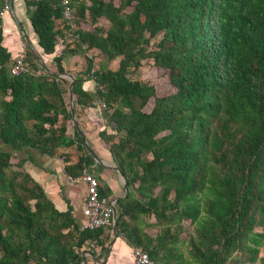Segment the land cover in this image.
Masks as SVG:
<instances>
[{
  "label": "trees",
  "instance_id": "1",
  "mask_svg": "<svg viewBox=\"0 0 264 264\" xmlns=\"http://www.w3.org/2000/svg\"><path fill=\"white\" fill-rule=\"evenodd\" d=\"M24 5L35 43L19 75L0 18V138L10 147L0 149V264H82L84 246L109 240L107 229L158 264H227L236 253L264 264V0H72L70 21L61 0ZM101 18L109 28L97 24ZM87 19L94 27H85ZM94 49L104 57L97 68L88 58L74 74L75 103L107 105L112 132L100 136L127 192L117 200L116 228L83 230L73 208L60 211L25 160H13L20 150L55 156L77 145L82 155L66 165L68 174L95 162L78 130L67 135L71 82L60 76L66 54ZM145 59L169 72L174 92L159 96L130 76ZM88 79L94 91L84 88ZM100 193L109 192L100 185ZM186 223L192 229L183 237Z\"/></svg>",
  "mask_w": 264,
  "mask_h": 264
},
{
  "label": "crops",
  "instance_id": "2",
  "mask_svg": "<svg viewBox=\"0 0 264 264\" xmlns=\"http://www.w3.org/2000/svg\"><path fill=\"white\" fill-rule=\"evenodd\" d=\"M13 1V11L3 16L2 22L4 27L3 44L15 58L23 48L24 37L27 40V44L32 47L33 43H35V34L31 23L26 18L24 0ZM16 15L19 17V20L16 19ZM20 23H22L21 27ZM68 41H71V39H68ZM61 52L62 50L58 54ZM70 56H73V59L78 57L76 54H66L64 58L66 69H69V66H72L73 63L70 61ZM51 57L53 59V56ZM79 70L77 69L78 72L81 71ZM72 74L74 75L75 73ZM60 76L65 78L62 74ZM84 88L94 91L96 82L93 79H88L84 83ZM69 96L71 112L74 106L76 116L67 122V135L72 138L75 137L76 130H78L76 122H78L97 157L95 158V162L85 169L98 177L101 187L109 192L107 193V197L114 200L117 206L118 198L125 196L126 192L124 190V180L120 174L121 171L115 169L116 163L113 160L112 154L100 136V133L104 130H107L108 133L112 132L102 102L97 101L93 105L82 108L75 103V96L72 104L70 87ZM15 153L25 160L24 169L44 187L48 197L54 202L55 206L60 211H66L71 206L73 214L78 222L82 224L86 220L83 209L88 195L87 182L78 181L71 183L68 180L70 174L65 169L67 164L76 163L82 155L77 145L61 147L55 156L43 154L40 150L36 149H25ZM80 175L73 177H79ZM148 221L150 223L155 222V217H148ZM106 231L111 236L109 240L100 245L97 243V240H92L84 246L86 264H137L134 257L135 246L130 245L123 235L117 236L115 232H112L113 235H111L109 229ZM146 231L153 236H156L158 233V229L153 226H148ZM104 237L105 235L102 236V239Z\"/></svg>",
  "mask_w": 264,
  "mask_h": 264
},
{
  "label": "rangeland",
  "instance_id": "3",
  "mask_svg": "<svg viewBox=\"0 0 264 264\" xmlns=\"http://www.w3.org/2000/svg\"><path fill=\"white\" fill-rule=\"evenodd\" d=\"M123 0H112V2L116 5V6H119L121 4ZM132 11V7H127L125 9V13H129ZM16 19L19 20V17L16 15ZM16 21V20H15ZM97 24L99 26H102L103 28H109L110 26V22L106 19V18H101ZM61 23H58V27H60ZM95 23H93L91 21V19H87L85 20V27L86 28H92L94 27ZM163 37V34H159L157 37L153 38L152 41H151V46H155V44ZM71 41H68L70 42L71 46L73 47L74 44H73V39L70 38ZM24 43H22V47L24 48H28L29 45L27 44V40L26 38L24 37ZM28 51V49H27ZM28 54V52H27ZM79 54V55H78ZM77 56L75 59H73V56H70V61L73 62L72 63V66H69V69H67L68 73H77V69H80L82 71L83 68L86 67L87 65V59L90 58V57H93L94 58V61H95V67H99L100 64H101V61H102V58L104 57L103 54L100 52V50H97V49H94V50H90L88 52H83L82 53H78ZM44 55V58L41 57L44 65L52 70H56L57 67L54 63V61H52V57L51 56H45ZM79 61H78V60ZM121 59V57H117V59H115V61L112 63L111 67L112 68H116L119 64V60ZM74 60V61H73ZM32 68H30V70L32 69L34 71V66H31ZM79 70V71H80ZM132 78L134 79H138V80H141L143 82H147V83H150V84H153L155 87H156V90H157V95L161 96V95H165V94H168V93H171V92H174L175 91V87L171 84L170 82V78H169V72L166 70V69H163V68H157L155 66V64L153 63V60L151 59H145L144 62H143V65L137 69V70H134L133 73H131L130 75ZM65 79L68 80V82L70 80V78L68 77H65ZM64 87L68 88V85L65 83L64 84ZM69 95L67 94V97ZM70 97V96H69ZM153 104H154V99L152 98L149 103L145 106V110H148L150 111L151 108L153 107ZM0 149L1 150H10V147L8 145H6L0 138ZM19 159H22V157L18 156L17 155V158L14 159L13 161L16 163L17 160ZM189 222V221H188ZM186 226H187V232L184 234L183 237H186L187 236V233L189 230L192 229V226H189L188 223H186ZM261 230V229H259ZM110 231V230H109ZM145 250V249H144ZM261 256H264V247L261 248ZM237 258V259H236ZM241 258H242V255L239 254V253H236L235 254V260H230L227 264H250L248 262H245V261H241ZM255 264H263L262 261L258 258L257 261L255 262Z\"/></svg>",
  "mask_w": 264,
  "mask_h": 264
},
{
  "label": "built area",
  "instance_id": "4",
  "mask_svg": "<svg viewBox=\"0 0 264 264\" xmlns=\"http://www.w3.org/2000/svg\"><path fill=\"white\" fill-rule=\"evenodd\" d=\"M63 6L64 18L68 21L72 20L73 14L70 2L72 0H61ZM13 11V4L11 0H6L5 5L0 12V18L6 13ZM27 56V47L22 48L11 66V72L14 75L29 70L25 58ZM102 106L107 108V105L102 102ZM71 183L78 181L87 182L88 195L83 209L86 220L81 224V229H98L101 227H108L115 224L114 211L116 210V202L100 193V181L98 177L90 173L87 169L83 170L79 177L68 176ZM134 257L137 264H158L156 260L152 259L149 253L142 247H135ZM72 264V263H70Z\"/></svg>",
  "mask_w": 264,
  "mask_h": 264
},
{
  "label": "water",
  "instance_id": "5",
  "mask_svg": "<svg viewBox=\"0 0 264 264\" xmlns=\"http://www.w3.org/2000/svg\"><path fill=\"white\" fill-rule=\"evenodd\" d=\"M11 3L13 4V0H11ZM18 22H19V21H18ZM19 25H20V27H21V23H20ZM62 76L68 77V78H70V80H71V85H70V95H71V100H72V104H73V102H74V90H73V87H74L75 76H74L72 73H68V72L62 74ZM72 116H73L74 118H75V116H76L74 106L72 107ZM76 125H77L78 131L80 132V134H81L83 140L85 141L87 147L89 148V150L91 151V153L94 155V157L97 158L94 149L91 147L90 143H88V141H87V139H86V136H85L84 133L82 132V130H81V128H80L78 122H76ZM114 167H115L116 170L119 171V168H118L117 165L114 166ZM120 174L122 175V178H123V180H124V190H125V192H127V181H126L124 175H123L121 172H120ZM114 218H115L114 228H116L117 210L114 211ZM85 262H86V258L83 259V263H82V264H84Z\"/></svg>",
  "mask_w": 264,
  "mask_h": 264
}]
</instances>
